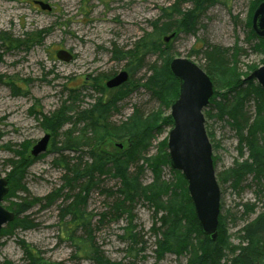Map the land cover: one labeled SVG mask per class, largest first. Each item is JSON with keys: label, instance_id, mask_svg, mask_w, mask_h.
I'll return each instance as SVG.
<instances>
[{"label": "rangeland", "instance_id": "374dc122", "mask_svg": "<svg viewBox=\"0 0 264 264\" xmlns=\"http://www.w3.org/2000/svg\"><path fill=\"white\" fill-rule=\"evenodd\" d=\"M38 2L48 8L42 9ZM175 3L182 10L191 7L189 0H0V173L7 178L9 161L16 159L17 153L32 161L26 168L22 191L9 190L2 206L15 214L19 199H27L23 204L31 206L21 217L35 225L27 230L11 229L10 223L2 227L0 264H31L23 244L32 249L39 262L96 264L88 255L96 249L112 264H187L190 255L158 253L156 244L171 227L163 226V219L180 221L190 232L180 211L184 205L180 209L171 206L176 204L174 198L184 202L177 194H181L174 173L177 171L161 160L163 152L168 155L172 125L166 120L170 107L142 87L157 57L146 59L125 90L104 86L107 79L125 70L126 63L116 61L114 51L132 47L150 31L161 11ZM254 3L256 0H217L197 18L192 33L179 32L165 43L169 53L204 70L203 47L228 50L227 60H236V76L246 80L264 64V51L257 48L259 37L251 27ZM58 50L69 52L72 60L57 59ZM228 78L216 79L218 92L223 91ZM100 97L111 105L109 116L99 121V127L106 126L110 135L102 148L109 154L117 151L133 155L128 176L140 192L129 202L114 175L94 177L88 192L82 193L84 213L77 226L65 209L86 187V180L78 178L65 187L73 175L64 165L84 169L91 162L89 151L96 146L91 142L93 133L88 128L83 130L86 123L77 114ZM245 112L252 122L256 117L252 98L247 100ZM55 113L64 115L63 124L48 130L43 125L44 117ZM217 113L214 107L203 110L204 127L220 189L219 216L225 217L234 251L247 245L242 229L264 213V181L257 194L258 187L250 177L238 189L233 188L231 180H221L235 163L247 159L248 152L244 148L240 156L236 131L226 116L220 118ZM46 134L50 135L47 151L32 159V147ZM162 185L167 186V193L158 189ZM151 186V190L142 191ZM53 193L52 201H47ZM246 205H254L247 215ZM9 230L12 233L5 232ZM65 231L70 238L65 237ZM227 252L229 249L220 264H231L232 254Z\"/></svg>", "mask_w": 264, "mask_h": 264}, {"label": "trees", "instance_id": "16d2710c", "mask_svg": "<svg viewBox=\"0 0 264 264\" xmlns=\"http://www.w3.org/2000/svg\"><path fill=\"white\" fill-rule=\"evenodd\" d=\"M216 1L217 0H189L191 7L187 10L180 9L179 4L175 3L168 9L161 11L160 16L152 23L150 31L145 32L143 36L138 38L132 47L120 51L115 50L114 59L118 62L124 61L126 63L125 70L130 75V80L116 89L118 91L125 90L136 73L143 69L146 59L155 56L158 61H155L151 67L148 76L144 79L142 87L152 93L153 96L164 101L170 107L171 103L177 99L178 82L171 75L168 68L169 62L173 57L169 53V48L166 46L164 38L172 34H174L175 37L179 32L192 33L197 18L205 12L208 7L215 4ZM263 1L264 0H256L253 9H256ZM41 33V31L38 32V35L40 36ZM257 48L261 52L264 51V38H259ZM200 53L203 54L205 61L202 68L210 78L214 88L213 97L207 108L214 107L218 112V117L221 118L226 116L228 118L229 125L232 126L237 134L240 156L243 155L244 148L248 152L247 159L241 163H235L232 169L224 172L221 180H231L233 188L238 189L241 184L247 180L246 178L250 177L252 183L258 187L256 189L258 194L261 192L260 188L264 181V147L261 146L264 145V90L258 84H255L254 80H241L236 76L234 72L236 60L235 58L232 61L227 60L230 58L228 50L215 46H206L202 48ZM228 64L232 66L229 67L230 65ZM226 76H229V78L225 79L227 82H224L223 91L218 92L219 83L216 79ZM101 90H104V88ZM102 92L104 94V91ZM217 98H220V100L222 99V101L217 102ZM249 98H252L256 104V117L252 122L245 112L246 102ZM110 108L111 105L108 103V100H104V98L100 97L93 105L77 114L80 116L78 117L79 120L86 123V127L83 130L85 131L88 128L92 131L93 138L91 140L93 141L91 142L96 144L95 148L89 151L91 162L87 163L84 169H79L77 167L68 169V163L64 165L65 169L73 175L66 183L65 187L71 186L78 178L86 180V187L82 188V191L74 197L65 209V214H70L72 217V224H77V226L83 219L82 216L84 213L81 211L85 203V198L82 196V193L84 191L88 192L94 177L107 175L109 173L114 175L120 180L122 191L129 202H132L135 196L140 192L136 182L128 176V170L134 161L133 155L131 153H119L117 151L116 153L109 154L102 148L106 143L105 140L110 135L107 133L106 126L99 127V121L109 116L108 112ZM206 109H204V112ZM63 118L64 115L55 113L49 117H44L45 122L43 125L48 130H54L56 126L63 124ZM166 121L168 124H172L170 117L167 118ZM121 129L122 128H119L118 131L120 134L122 131ZM87 139L84 144L87 143ZM134 140L131 144L133 148L136 144ZM17 154L18 156L16 159L14 158L9 161L10 169L6 178L8 188L12 192L22 191L21 185L26 174V168L32 162L31 160H24L21 153ZM161 160L164 165L170 166L167 153H162ZM62 164L64 163L62 162ZM107 165L111 166V169H108ZM174 173L178 187L181 190V194H177L184 202L176 200L173 193L176 204L174 203L171 206L180 209V207L184 205L180 210L183 215V217H181L184 219L186 226L190 228V232H186L185 227L180 224V221H174V223L168 220L164 221L163 219L162 225L171 224V227H168L166 231L161 234V238L157 240L158 253L168 252L176 256L190 255L187 264H220L221 259L224 257V254H226V250L229 249L230 252L227 253H229V255L232 254V261L230 259L231 264H264V213L258 215L242 229L243 239L247 242L244 248L232 251V247H230L231 243L228 241L229 235L225 228V217L221 215L218 218L217 239L215 242H211L199 229L190 198L187 196V183L178 171ZM153 186L148 189H143L142 191L146 192L151 190ZM158 189L164 192L168 190L167 186L164 185L160 186ZM122 191L121 194L123 195ZM55 195L54 193L48 195L46 200L51 202ZM19 200V205H15L14 207L15 219L10 222L9 228H19L21 230L31 229L35 226L32 220L27 217H21L22 214L27 212L31 205H28V203H25L26 205L23 204L27 202V199ZM121 206L122 204H120L119 207L121 208ZM253 209L254 205H246L245 214L251 213ZM180 228L185 229L181 234L177 232ZM5 232L12 233L11 230ZM68 234L69 232L65 231L66 238H70ZM23 247L31 264H39L40 262L33 257L32 249H28L24 244ZM237 250L238 253H235ZM88 255L96 264H112L103 259L102 256H99L96 249H93L91 254L88 253Z\"/></svg>", "mask_w": 264, "mask_h": 264}, {"label": "water", "instance_id": "95a60500", "mask_svg": "<svg viewBox=\"0 0 264 264\" xmlns=\"http://www.w3.org/2000/svg\"><path fill=\"white\" fill-rule=\"evenodd\" d=\"M38 3L42 9L48 8L41 2ZM251 27L257 37L264 38V1L256 7ZM173 37L174 34L164 38V42L168 43ZM56 58L69 62L72 55L66 50H58ZM168 68L178 82V97L171 103L169 115L172 123L167 139L169 164L173 170L181 173L187 183L193 213L201 233L211 242H215L220 213V189L215 177L212 147L205 131L203 115V110L213 97V84L200 67L186 58H173ZM129 79V73L122 70L108 79L105 87L117 88ZM247 79L255 80L264 90V64L253 71ZM49 141L50 135L46 134L32 147L30 157L37 158L44 154ZM8 191L7 180L0 173V231L4 225L15 219L14 212L2 206Z\"/></svg>", "mask_w": 264, "mask_h": 264}]
</instances>
